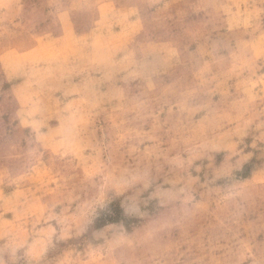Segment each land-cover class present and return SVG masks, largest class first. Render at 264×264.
<instances>
[{
	"label": "rangeland",
	"instance_id": "rangeland-1",
	"mask_svg": "<svg viewBox=\"0 0 264 264\" xmlns=\"http://www.w3.org/2000/svg\"><path fill=\"white\" fill-rule=\"evenodd\" d=\"M0 264H264V0H0Z\"/></svg>",
	"mask_w": 264,
	"mask_h": 264
}]
</instances>
